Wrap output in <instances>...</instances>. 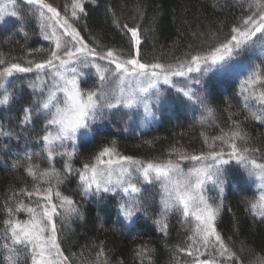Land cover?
<instances>
[{
    "label": "trees",
    "instance_id": "1",
    "mask_svg": "<svg viewBox=\"0 0 264 264\" xmlns=\"http://www.w3.org/2000/svg\"><path fill=\"white\" fill-rule=\"evenodd\" d=\"M48 2L62 15L66 14L85 43L97 51L113 49L124 58L134 55L131 35L123 27L127 24L139 28L141 62H159L174 67L192 55H206L210 48L230 38L232 25L238 24L247 12L245 0H82L86 14L78 13L80 19L74 20L71 18L72 0ZM10 10L22 11L23 19L8 13L0 20V54L3 58L25 66L28 60L47 58L54 43L41 35L38 17L28 12L24 0H17ZM114 21H118V25ZM21 27L23 32L19 31ZM262 59L257 47L232 61L230 71L215 70L200 76L201 84H195V91L203 97L204 106L188 101L174 88L163 85L159 103H155L154 96L151 98V115L141 109L109 111L85 131L86 136L78 135L76 155L71 159L73 168H81L102 147H110L113 142L119 153L141 160L167 159L173 149L189 154L206 152L208 147L201 133L212 143V137L221 135V129L228 132L233 127L232 120L242 122L250 146L260 148L264 154V125L244 119L247 113L239 95L240 81L254 65L261 64ZM89 72L81 79L82 88L89 89L96 84L97 76L93 70ZM34 79V73L12 79L9 90L14 91L15 100L10 106H0V126L13 133L10 137L0 136V222L6 218L5 204L15 206L9 197L25 185L31 190L36 183L25 172L28 161L24 156L26 151H40L42 145L37 141V134L43 126V118L34 117L28 126L21 123L23 107L38 98L28 87ZM207 109L213 110L212 116ZM145 122H148L146 126ZM216 147L218 150L223 145L216 141ZM68 150H72L71 142ZM261 154H255L258 160ZM65 159L56 156L53 161L54 167L62 173ZM18 160L19 166L13 167ZM32 163H39L41 168L48 167L46 161L36 157ZM225 168L223 193L210 183L206 188L210 200H223L216 221L217 231L242 264H260L264 261V222L258 216L253 217L247 206V201L254 194L258 195V190L255 182L234 162ZM79 184L78 174L73 172L65 176L59 190L73 198L80 215L66 220L56 217L61 248L72 264H190L191 257L196 256L194 249H191L194 255H188L192 233L189 223L181 215L169 213L166 232L154 223L160 218L158 185H141L143 208L135 212V221L129 224L132 218L125 219L120 214V196L107 193L85 197L80 193ZM40 186L47 185L41 183ZM16 199L28 202L23 195ZM18 218L25 220L28 217L21 212ZM2 226L0 223V228ZM142 247H147L148 253L137 256ZM101 249L104 255L98 258ZM203 252V257L214 255L210 246ZM3 260L0 255V261Z\"/></svg>",
    "mask_w": 264,
    "mask_h": 264
},
{
    "label": "snow or ice",
    "instance_id": "2",
    "mask_svg": "<svg viewBox=\"0 0 264 264\" xmlns=\"http://www.w3.org/2000/svg\"><path fill=\"white\" fill-rule=\"evenodd\" d=\"M8 3L15 6L17 0H6L0 6V19L7 12ZM24 3L28 12L38 17L41 35L45 40H51L54 48L47 58L28 60L27 66L10 62L0 54V106H10L15 100L14 91L6 87L10 78L16 74L34 73L35 79L29 82L28 87L38 98L23 107L21 123L28 126L33 123L34 117L43 118V126L37 134V141L42 145L40 151H26L24 156L28 161L25 172L36 183L31 190L26 185L17 189L9 197L15 206L6 203L3 209L6 218L0 222L3 225L0 228V239L3 240L0 255L4 260L0 264H72L61 248L55 218L66 220L80 215L73 198L59 190L65 176L73 172L78 174L82 196L107 193L120 196V214L125 219H131L135 212L143 208L141 185H158L160 218L154 223L166 232L169 213H178L189 223L192 233L188 255H194L191 249L203 255L200 246L205 252L209 246L213 250L214 255L208 259H199L196 255L194 264H242L217 231L216 221L223 200H210L206 196V185L209 183L223 193L225 166L234 161L255 182L258 195L254 194L247 201V206L253 217L258 216L264 222V154H261L260 148L250 146L241 121L232 120L233 127L228 132L221 129V135L212 137V143L201 133L208 147L206 152L189 154L173 149L167 159L141 160L119 153L113 142L110 147H102L92 160L84 162L79 169L73 168L71 159L76 155L78 135L86 136L87 132L82 130L103 119L106 110L131 108L142 103L145 113L151 115L150 101L154 96L155 103H159L161 80L188 101L204 106L203 97L191 86L193 81L181 84L172 78L187 77L193 72L203 76L213 70L226 73L231 70L232 61L239 60L257 47L264 57V0H245L247 12L238 24L232 25L230 38L210 48L206 55H192L176 67L159 62H141L138 27L123 25L130 33L135 49L134 55L124 58L113 49L97 51L90 47L70 18L62 15L48 0H24ZM67 9L66 5L65 12ZM78 13L86 14L85 6L82 0H72L71 18L79 20ZM10 15L23 19L19 10L11 11ZM114 23L118 25V21ZM19 31L23 32V27ZM82 69L95 70L97 81L94 87H81V78L85 76ZM194 83L201 84V79H196ZM239 87L243 110L247 113L244 119L264 125V59L261 64L253 66V70L240 81ZM207 111L209 116L213 115L212 109ZM12 135L11 131H5L0 126V136ZM216 141L223 147L217 150ZM69 142L72 144L71 151L68 150ZM255 154H261V159L258 160ZM173 155L175 159L171 158ZM56 156L66 157L63 173L53 165ZM33 157L46 161L48 167L41 168L39 163H32ZM184 162H187V167ZM19 164L18 160L13 167ZM41 183L47 186L41 187ZM20 195L28 202L17 200ZM33 197H36L35 201ZM21 212L26 213L28 218L19 219ZM148 251L147 247H142L137 256H146ZM102 255L103 249L97 257Z\"/></svg>",
    "mask_w": 264,
    "mask_h": 264
},
{
    "label": "rangeland",
    "instance_id": "3",
    "mask_svg": "<svg viewBox=\"0 0 264 264\" xmlns=\"http://www.w3.org/2000/svg\"><path fill=\"white\" fill-rule=\"evenodd\" d=\"M6 3V0H0V6H3L4 4ZM11 7H13V5L12 4H10V3H8L7 4V12H5V13H3L2 15H3V18L6 16V14H10V12H11V10H10V8ZM0 20H2V19H0ZM98 63H101V64H104V63H106V62H104V61H97ZM90 70H93V72H94V74H95V70L94 69H82V71H84V73H85V76L84 77H82L81 79H84L90 72ZM213 71H215V70H213ZM209 73H211V72H209ZM208 73V74H209ZM24 74H26V73H24ZM24 74H16L14 77H12V78H10V82H11V80L12 79H15V78H18V76H21V75H24ZM207 75V74H206ZM200 76H202L200 73H196V72H193V73H189L188 74V76L187 77H173L172 79L174 80V81H177V82H180L181 84H184V83H187L189 80H191V81H193V83H192V87H193V89L195 90V83H194V81L196 80V79H198ZM203 76H205V75H203ZM10 82L6 85V87H8L9 88V84H10ZM163 85H165V84H163V81L161 80L160 81V83H159V88L161 87V86H163ZM165 86H169V87H171L170 85H165ZM0 91H2V90H0ZM152 100V99H151ZM150 105L152 106V104H151V102H150ZM131 109H133V110H137V109H141V110H143L144 111V107H143V104L142 103H138V104H136V105H134L133 107H131V108H124V107H119V108H117V109H112V110H106V113H108L109 111H115V110H122V112L123 111H128V110H131ZM145 112V111H144ZM99 121V120H98ZM97 121V122H98ZM147 123L148 122H145V126L147 125ZM82 131H87V129L86 130H82ZM234 162V161H233ZM235 163V162H234ZM184 164H185V166L187 167L188 166V164H187V162H184ZM228 166V165H227ZM226 167V166H225ZM146 184V183H145ZM209 184H207L206 185V188H207V186H208ZM111 194H113V193H111ZM135 216H133L132 217V219L130 220V221H128V223L130 224V223H133L134 221H135ZM56 219V218H55ZM210 248H211V246H210ZM200 249H203L204 250V248H203V246H201L200 247ZM203 250H202V252L201 253H204L203 252ZM198 254V253H197ZM196 254V255H197ZM204 255V254H203ZM203 255H199V259H208V257H203ZM191 262H190V264H194V260H195V256H193V257H191ZM227 264H232V262H227Z\"/></svg>",
    "mask_w": 264,
    "mask_h": 264
},
{
    "label": "bare ground",
    "instance_id": "4",
    "mask_svg": "<svg viewBox=\"0 0 264 264\" xmlns=\"http://www.w3.org/2000/svg\"><path fill=\"white\" fill-rule=\"evenodd\" d=\"M77 192V191H76Z\"/></svg>",
    "mask_w": 264,
    "mask_h": 264
}]
</instances>
